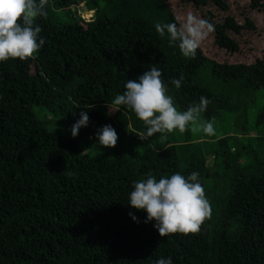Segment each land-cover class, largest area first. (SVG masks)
<instances>
[{"label":"trees","instance_id":"obj_1","mask_svg":"<svg viewBox=\"0 0 264 264\" xmlns=\"http://www.w3.org/2000/svg\"><path fill=\"white\" fill-rule=\"evenodd\" d=\"M186 1L205 9L225 60L201 43L186 58L157 33V22L182 25L171 0H48L47 15L35 21L44 47L0 63V264H153L161 256L174 264H264V59L233 57L243 32L257 26L233 15L228 0ZM249 6L263 12L264 0ZM81 10L94 12L92 20ZM151 65L178 110L207 97L201 122L222 121V135L189 128L142 141L143 122L112 100ZM181 74L176 89L171 79ZM81 111L89 124L73 138ZM107 124L119 137L111 149L96 140ZM193 171L211 218L196 233L161 237L128 204L133 181Z\"/></svg>","mask_w":264,"mask_h":264},{"label":"clouds","instance_id":"obj_2","mask_svg":"<svg viewBox=\"0 0 264 264\" xmlns=\"http://www.w3.org/2000/svg\"><path fill=\"white\" fill-rule=\"evenodd\" d=\"M48 0H0V63L10 59L24 61L32 58L44 47L45 39L40 36L42 28L35 23L38 17L46 16ZM211 25L205 20H198L191 14L184 24L155 23L157 33L163 38L167 35L169 42H178L181 54L194 58L200 41L206 35L204 27ZM183 74L172 78L171 84L179 89ZM124 91L117 94L112 105L123 107L133 112L143 122L144 130L139 134L142 141H149L159 133L161 140L167 139L174 131L184 133L191 128H198L207 135L214 134L211 122H201V114L210 103L201 96L198 103L180 111L168 94V84L162 80V72L151 65L136 80L128 79ZM80 118L71 127V135L76 138L79 131L89 124L87 111L80 112ZM198 126V127H197ZM118 134L112 125L107 124L96 131L97 143L104 149L115 148ZM131 208L146 213L145 223L154 222L153 227L161 237L171 234L196 233L205 219L211 218V207L198 172H191L187 177L180 173L162 176L159 179L149 174L146 179L133 181L132 191L128 194ZM133 221H137L134 212H129ZM153 264H174L172 258L159 257Z\"/></svg>","mask_w":264,"mask_h":264},{"label":"rangeland","instance_id":"obj_3","mask_svg":"<svg viewBox=\"0 0 264 264\" xmlns=\"http://www.w3.org/2000/svg\"><path fill=\"white\" fill-rule=\"evenodd\" d=\"M231 6V12L233 15L238 17L241 21H244L246 17H250L252 19L256 26V30H245L239 40L240 42V50L239 52L234 54L233 57L236 56L237 61L242 62H250L254 61L256 58H263L264 59V11H256L252 10L249 6V0H228ZM85 3L82 4V6ZM171 7L176 12V14L181 19L182 24H184L187 20V17L189 14L194 16L198 20H202L203 13L205 12V9H197L193 7L192 5L188 4L186 0H171ZM82 18L86 21H91L93 18L94 12H85L84 10H81ZM217 19H220L223 16V12L217 11L216 13ZM206 35L204 38L200 41V43L203 45L206 51H208L210 54H212V57L217 60H225V57H228V54H226L223 50L219 49L215 42H214V33L209 30L205 29ZM261 99L264 100V96H261ZM259 107H256L253 109V111L249 115V119L251 121V126L253 125V122L255 121L257 114H258ZM239 117V114L237 113L233 118H230V123L233 124V122ZM242 117V116H241ZM245 122V121H244ZM227 125V123H226ZM214 130H216V133L218 135H222L224 132V124L220 120L214 121ZM201 131V129H199ZM197 130L195 135L199 136L201 132ZM255 128L252 127L250 134L256 135ZM240 143L243 142V140L239 141ZM86 149V148H85ZM244 159L242 160V163ZM208 164L210 166L211 171H215V164L214 159L212 156L208 157Z\"/></svg>","mask_w":264,"mask_h":264}]
</instances>
